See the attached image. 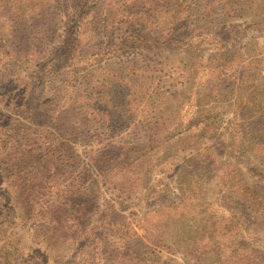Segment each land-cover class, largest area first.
Listing matches in <instances>:
<instances>
[{
	"label": "rangeland",
	"instance_id": "1",
	"mask_svg": "<svg viewBox=\"0 0 264 264\" xmlns=\"http://www.w3.org/2000/svg\"><path fill=\"white\" fill-rule=\"evenodd\" d=\"M16 131L54 164L41 210L0 164V264H264V0H0Z\"/></svg>",
	"mask_w": 264,
	"mask_h": 264
},
{
	"label": "trees",
	"instance_id": "2",
	"mask_svg": "<svg viewBox=\"0 0 264 264\" xmlns=\"http://www.w3.org/2000/svg\"><path fill=\"white\" fill-rule=\"evenodd\" d=\"M116 14H118V13H116ZM27 96H29V94L26 95V97ZM26 97H24V99ZM24 99L20 100V102H18L15 105L13 110L10 109L12 106L11 104L5 106V110H7L11 115L16 116V117L21 118V117L25 116L26 110L28 108V103L25 102ZM24 120H25V122H29L31 124H36L35 122L37 121L33 117H28ZM10 121H11V119L9 117L8 118L9 123L4 125V127H2V128H7L6 126L9 127V125L11 124ZM17 126L19 127V125H17ZM3 130H6V129H3ZM16 132L17 133H14V136H17V138H19V140L17 141L16 138L15 139L13 138V140L16 141L14 145L17 146V149L12 145H11V147L1 148L0 149L1 150L0 156L2 159H0V164H2V166L5 168H7V167L11 168L13 166L14 168L22 167V169H26V171L23 174L24 179L23 180L19 179V181H20L19 183L15 182L16 191H14V193L18 194V200H20L22 202V200H23L22 195L23 194L25 196H28L26 198V201L23 200L22 203H18V208L23 207V205L25 207L26 203H27V206H29V203L32 202L35 204V207L29 206L30 210L35 209L36 207H38V209L41 210L40 207L42 205H44L45 203L38 201L36 199V197L33 195L36 192V190H41L40 181H38V180H40V178H42L43 176H46L49 173V170H47V169L49 168V165H53L54 163H51L49 161V160L52 161V157H51V155H49V153H43L41 155L37 152L36 145L33 142H31V138L34 137L36 133L31 131L30 134L26 135V134H24V132H21V131H16ZM53 153L57 154L55 151H53ZM58 154L60 157L62 156L60 153H58ZM55 162H57V161H55ZM52 168L53 167H51L50 170H52ZM45 184H47V183H45ZM10 208L13 209V206L10 207L9 204L5 201V198H3L1 193H0V213L8 215L9 211L10 212L12 211ZM20 210H21V208H20ZM26 216L29 218V216H30L29 211L26 212ZM22 221H25L24 216L22 218Z\"/></svg>",
	"mask_w": 264,
	"mask_h": 264
}]
</instances>
